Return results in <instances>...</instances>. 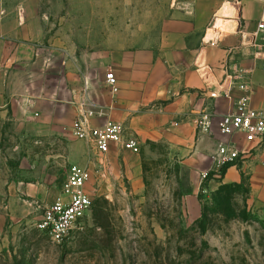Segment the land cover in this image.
Segmentation results:
<instances>
[{"label": "rangeland", "instance_id": "rangeland-1", "mask_svg": "<svg viewBox=\"0 0 264 264\" xmlns=\"http://www.w3.org/2000/svg\"><path fill=\"white\" fill-rule=\"evenodd\" d=\"M24 1L38 6L48 47L72 62L156 44L188 0ZM35 134L32 124L0 122V264H264L262 167L251 182L200 191L193 220L185 206L192 173L167 146L142 145L105 175L101 158L66 129ZM72 165L90 170L91 209L81 230L54 244L36 225Z\"/></svg>", "mask_w": 264, "mask_h": 264}, {"label": "crops", "instance_id": "crops-1", "mask_svg": "<svg viewBox=\"0 0 264 264\" xmlns=\"http://www.w3.org/2000/svg\"><path fill=\"white\" fill-rule=\"evenodd\" d=\"M37 7L0 0V122L32 124L35 137L46 139L64 129L72 135V123L83 117L92 128L121 125L139 147L167 146L192 173L185 206L193 220L201 215L200 191L251 182L263 168L264 149L242 133L221 136L218 123L244 98L251 109L264 107V32L257 30L264 0H188L165 22L156 44L116 50L104 61L90 54L72 62L48 47ZM109 73L115 94L106 84ZM203 114L211 119L208 134L197 130ZM218 145L232 146L240 158L203 184ZM134 155L112 145L103 157L105 175L119 156Z\"/></svg>", "mask_w": 264, "mask_h": 264}, {"label": "built area", "instance_id": "built-area-1", "mask_svg": "<svg viewBox=\"0 0 264 264\" xmlns=\"http://www.w3.org/2000/svg\"><path fill=\"white\" fill-rule=\"evenodd\" d=\"M257 30L264 32V21L257 25ZM209 43L215 44V39L211 38ZM105 80L111 93L115 94L117 84L113 74H106ZM210 128L211 119L209 115L203 114L197 120V130L202 134H208ZM71 130L74 139L89 144L96 157L101 158L96 169L104 174L106 167L103 157L109 153L112 145L135 155L140 152L136 139L128 136L119 124L109 123L92 128L83 117H79L72 123ZM218 131L221 136L242 133L247 142L255 143L257 148L264 149V107L254 110L249 107L247 98L238 101L234 111L220 119ZM239 158L240 154L232 146L218 145L212 156V169L202 174V181L210 176L214 179L220 178L222 170L235 165ZM91 177L88 168L70 166L58 197L52 204L43 208L36 229L47 236L52 243L61 244L74 232L82 229L84 220L91 209V199L87 192Z\"/></svg>", "mask_w": 264, "mask_h": 264}, {"label": "trees", "instance_id": "trees-1", "mask_svg": "<svg viewBox=\"0 0 264 264\" xmlns=\"http://www.w3.org/2000/svg\"><path fill=\"white\" fill-rule=\"evenodd\" d=\"M225 169H226V168H225ZM225 169L222 170V174L224 173ZM225 188H226V187H223V186L220 187L219 192H221V190H223V189H225Z\"/></svg>", "mask_w": 264, "mask_h": 264}]
</instances>
